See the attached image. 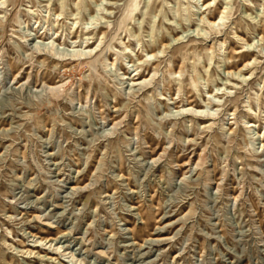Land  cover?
<instances>
[{"label":"rangeland","instance_id":"1","mask_svg":"<svg viewBox=\"0 0 264 264\" xmlns=\"http://www.w3.org/2000/svg\"><path fill=\"white\" fill-rule=\"evenodd\" d=\"M3 1L0 264H264V0Z\"/></svg>","mask_w":264,"mask_h":264},{"label":"bare ground","instance_id":"2","mask_svg":"<svg viewBox=\"0 0 264 264\" xmlns=\"http://www.w3.org/2000/svg\"><path fill=\"white\" fill-rule=\"evenodd\" d=\"M3 3H5L6 1H3V0H1ZM132 1H134V0H130L129 1V3H128V5H127V7H126V11H127V14L125 15V17L127 18V16H129L131 13H130V8H131V5H132ZM213 2V0H203V3H202V5L207 9V8H209L210 6H211V4H213L212 3ZM215 3V2H214ZM78 4V3H77ZM134 4V3H133ZM65 7H66V5L64 4V0H62L61 2H60V11L59 12H57V13H55L56 15H57V17H61V16H63L64 14H65V11H64V9H65ZM177 8V7H176ZM145 13V12H144ZM227 13H228V7H227V5L220 11V17H219V20H212L209 16H206V17H201L200 18V20H201V22H203V23H207L209 26H211V27H214L216 24H220L223 20H224V18L226 17V15H227ZM99 17V16H98ZM130 18H132V17H130ZM77 22V21H76ZM78 23V22H77ZM73 26V25H72ZM77 31V30H76ZM85 30H83V28L79 31L80 33H82L84 36L85 35H87V33L86 32H84ZM82 34L81 35H77V38H74V37H72V38H74L73 40H71V42L72 43H77V42H80V41H78V39L80 38V37H83L82 38V42L84 43V42H87L88 43V40H89V38L90 37H88V39H87V37H84V36H82ZM236 35V37L237 38H239V39H241L242 41L244 40V38H242L240 35H238V34H235ZM101 38V37H100ZM68 39V38H67ZM175 39H181V37H176ZM261 39H264V37L262 36L261 37ZM101 40V39H100ZM99 40V41H100ZM177 41V40H176ZM264 42V41H263ZM93 43H95V42H93ZM248 46H251L252 45V43H246ZM162 45H163V48H158V52H161L162 54L165 52V50H166V48H167V45L162 41ZM89 46V45H88ZM98 46H99V44H98ZM127 48H128V46L127 45H125V50H127ZM245 50V49H244ZM253 50V49H252ZM93 50L92 49H90V52H92ZM156 50H154V49H152L150 52H148V55H152V56H155V54H156V52H155ZM128 52V51H127ZM128 54V53H127ZM251 55V53H246V54H244V56H250ZM136 56V55H135ZM245 57V58H246ZM118 59V58H117ZM257 60V57L256 56H253V58H252V60H251V57L249 58V59H247L246 60V62H245V64L241 67V68H239V70L238 71H232V70H230V71H227V74H229V75H231V76H233L234 78H236V79H240V77L241 76H243L242 74V71H243V69H246L249 65L250 66H253L254 64V62ZM135 63L134 64H136L137 63V65H139L138 67H136V69H134V70H138L143 64H144V62L146 61V59H143L142 57L140 58V57H137L135 60ZM253 64V65H252ZM248 69V68H247ZM208 70V69H207ZM178 73H180V71L179 72H176V71H172V74H175V75H177ZM134 74V73H133ZM136 75H140V73H135V77H136ZM140 78H141V75L140 76H138V77H136V78H134V76L133 77H131V79L132 80H140ZM242 78V77H241ZM243 78L245 79L246 78V76L244 75L243 76ZM146 80V79H145ZM234 85L236 84V83H233ZM209 92V95H211L210 94V91H208ZM220 93L219 92H216V94H215V96H218V97H221L220 95H219ZM222 95H225V92L224 93H221ZM203 101L206 103V104H209V102H206V100L205 99H203ZM183 107V106H182ZM181 111H184V108L183 109H181V110H179V112H181ZM196 111H198V110H196ZM185 112V111H184ZM204 112V110L203 109H200V113L199 114H195V117H197L198 119H208L209 121H211L213 118L212 117H205L202 113ZM211 124H210V122H207L206 124H204L203 126L204 127H209ZM250 126H252V125H250ZM230 129V128H229ZM36 235V234H35ZM34 235V236H35ZM4 241H6L5 239H3ZM43 240H46V238H44V237H40V241H43ZM158 240V239H157ZM39 245H36V247H38ZM19 252H21L23 255L24 254H29V255H31L33 252H34V249H32V248H22L21 250H18ZM38 252V251H37ZM36 252V253H37ZM48 253V252H47ZM38 254H39V252H38ZM45 255H48V254H45ZM49 258H52V257H49Z\"/></svg>","mask_w":264,"mask_h":264}]
</instances>
